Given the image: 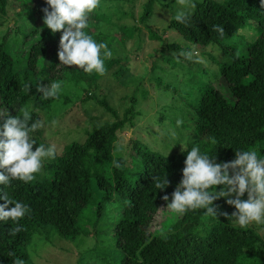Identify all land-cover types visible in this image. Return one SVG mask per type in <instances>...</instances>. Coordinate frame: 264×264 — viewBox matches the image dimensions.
I'll return each mask as SVG.
<instances>
[{"label": "trees", "instance_id": "1", "mask_svg": "<svg viewBox=\"0 0 264 264\" xmlns=\"http://www.w3.org/2000/svg\"><path fill=\"white\" fill-rule=\"evenodd\" d=\"M153 1L146 0L142 5L140 22L148 18ZM6 2L0 0V13H4ZM17 2L20 9L28 6L30 14L44 24L42 9L48 6L46 0ZM192 2L195 9L189 23H179L172 17L162 32L172 29L187 43L195 45L214 44L222 55V60L215 61L217 71L231 100L215 86L202 83L196 90L198 97L188 105L193 114V138L185 143V151L175 148L169 154H161L140 140L132 139L128 162L123 156L114 154L113 148L116 132L126 123L131 124V118L137 112L130 106L118 118L104 99L98 100L112 116L111 121L94 124L89 131L85 130L81 141L64 144L55 159L44 162L41 173L31 183L12 180L10 186L0 184V196L6 192L10 198L30 207V212L19 221L23 230L15 235L10 232L15 225L0 220V264H13L16 258L26 263V245L45 225L51 226L65 240L87 235L89 231L78 223L79 218L88 208L89 218L85 221L88 224L92 220L89 226H93L104 214L106 203L120 207L111 224L114 245L121 252L120 264H240L249 258V263L264 260L260 235L250 227L233 225L235 217L218 214L215 218L206 216L203 209L189 210L174 218L166 231L148 230L152 216L165 202L162 197L171 194L182 179L186 151L193 146H199L202 153L215 155L217 162L235 159L237 150H257L264 156V8L260 6V0ZM102 17L93 11L88 21ZM214 25L222 27L223 34L214 30ZM144 27L147 37L163 43L156 30L148 24ZM84 31L88 34V27ZM61 35L62 31L53 33L46 27L25 44L20 70L4 49V43L0 42L2 112L16 116L20 108L27 105L35 121L39 119L37 111L46 109L53 100L61 97L59 94L58 98L43 99L33 84L30 92L23 91L24 80L29 75L40 79L41 84L57 80L64 70L70 73L74 83L84 81L89 84L95 79L80 68L60 64ZM164 46L176 54L187 52L186 48L173 42H165ZM207 54L211 60L215 59L212 54ZM183 58L189 61L185 56ZM114 60H105L106 69L114 64ZM120 70L116 68L112 75ZM32 81L38 84L35 79ZM83 91V99H86L87 89ZM5 119L6 116H0V131ZM40 134L41 128L32 133L37 144ZM113 160L120 162L122 167L116 168ZM165 176L169 185L156 189L153 178L163 180ZM4 202L0 199V204ZM214 204L229 216L236 211L223 197Z\"/></svg>", "mask_w": 264, "mask_h": 264}, {"label": "rangeland", "instance_id": "2", "mask_svg": "<svg viewBox=\"0 0 264 264\" xmlns=\"http://www.w3.org/2000/svg\"><path fill=\"white\" fill-rule=\"evenodd\" d=\"M145 1L101 0L94 12L104 17L88 21V34L97 43L108 45L113 52L114 64L104 75L91 74L95 79H91L89 84L84 81L74 83L67 70L61 72V76L54 80L64 82L61 97L53 100L46 109L37 111L39 120L44 122L40 143L55 145L59 152L64 144L81 141L85 130L89 131L92 125L111 121L110 113L98 102L104 99L118 118L130 106L137 112L131 118V124L126 123L116 132L114 154L123 156L128 162L132 139L140 140L153 151L169 154L175 148L182 149L193 138V114L188 105L198 97L197 87L209 83L231 100L217 71L215 61L222 60V55L214 44L195 45L187 43L172 29L162 32L167 21L182 7L178 0H154L148 18L140 22L138 18ZM26 7L20 9L17 0H7L4 13H0V42L4 43V49L18 70L23 65L24 45L46 29ZM145 24L156 30L163 43L147 37ZM165 42L186 48L187 52L193 53L192 59L186 62L180 55L181 51L176 54L164 46ZM207 53L215 59L208 58ZM116 68L121 70L112 75ZM33 77L27 76L24 82L36 87V82L32 81L35 79L41 84L40 79ZM85 88L87 98L83 99L85 91L82 89ZM178 120L182 123L177 124ZM168 196L169 201L162 203L152 216L149 231H166L173 219L180 216L167 208L171 194ZM119 210L118 204L106 203L102 217L89 226L92 220L86 224L85 220L89 218L87 208L78 223L89 233L74 240L60 238L51 226H43L42 231L34 233L26 245L25 264H120L121 252L115 247L111 235L115 211ZM233 225L239 226L236 220ZM248 227L260 235L264 246V224L253 222ZM94 230L97 232L93 233ZM249 261L250 258L240 264H264L263 259L254 263Z\"/></svg>", "mask_w": 264, "mask_h": 264}, {"label": "clouds", "instance_id": "3", "mask_svg": "<svg viewBox=\"0 0 264 264\" xmlns=\"http://www.w3.org/2000/svg\"><path fill=\"white\" fill-rule=\"evenodd\" d=\"M46 3L48 6L42 9L44 25L53 33L62 31L58 50L60 64L77 66L89 75H104L107 71L105 60L110 59L113 52L106 43H97L84 31L88 27L89 14L100 6L101 0H46ZM178 3L182 7L174 19L187 25L195 3L192 0H178ZM260 6L264 8V0H260ZM213 29L223 34L222 27L214 25ZM180 55L192 59L193 53L181 52ZM63 83L52 81L36 87L43 99L58 98ZM31 88L32 83L23 84V91L30 92ZM0 116H6L0 131V169H3L0 171V184L10 186L12 180L31 183L41 173L45 160L55 159L56 146L40 143L33 150L37 143L32 133L42 128L44 122L39 119L33 121L29 106L21 107L16 116L5 112H0ZM180 123L182 121L178 120L177 124ZM182 151L185 150L182 148ZM186 152L182 179L171 193L168 209L178 214L203 209L206 216L235 217L241 228H247L253 222L264 224V156L257 150H237L235 159L217 162L215 155L202 153L199 146H193ZM113 165L122 167L116 160H113ZM153 180L156 189H164L170 183L167 176L163 180L159 177ZM217 186H220L219 190ZM245 193L247 199H242ZM222 197L236 209L230 216L227 212H220L219 205L214 204ZM0 199L5 201L0 204V220L11 221L15 225L10 229L11 234L21 232L23 226L19 221L30 212V207L10 198L6 192ZM162 199L169 201V196L165 194ZM13 264L25 262L16 258Z\"/></svg>", "mask_w": 264, "mask_h": 264}]
</instances>
